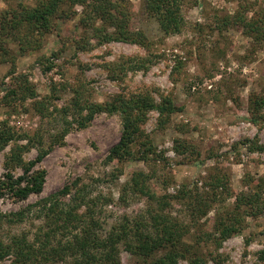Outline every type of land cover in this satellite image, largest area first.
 <instances>
[{"label":"rangeland","instance_id":"obj_1","mask_svg":"<svg viewBox=\"0 0 264 264\" xmlns=\"http://www.w3.org/2000/svg\"><path fill=\"white\" fill-rule=\"evenodd\" d=\"M17 1L0 0V12ZM128 1L134 13L132 28L146 33L144 45L117 41L97 44L93 40L92 47L75 53L72 41L81 37L78 26L81 7L76 5L72 8L76 14L59 20L57 28L43 37L38 48L19 54L17 45L6 39L4 46L9 55L0 50V95L13 86L14 74H24L36 92V99L51 95V86L55 84L57 91L52 102L58 107L68 104L72 97L69 84L81 82L86 84L89 99L99 102L116 94L139 91L148 92L156 103L168 97L177 108L169 121L160 128L159 113L151 110L141 124L153 141L154 153L146 161H107L110 148L120 138L121 122L117 114H96L86 126L72 127L65 143L54 145L41 160L39 166L46 171L43 191L23 202L0 199V212L16 211L78 177L93 192L111 198L105 212L108 224H112L120 215H134L148 206L144 198L122 190L137 170L149 174L150 187L157 194L175 195L184 187L197 188L205 195L210 178H226L230 194L227 197L225 194L221 203H214L200 219L201 226L192 228L190 234H196L200 227L202 232H211L218 212L232 207L235 195L241 191L254 192L261 186L264 198V104L256 114H251L249 108L251 95L264 99V41L257 43L241 28L230 23L224 25L222 21L243 5L253 7L247 12L248 17L252 16L253 10L264 7L263 0H197L195 5L184 9L183 30L172 35L162 34L156 23L145 17L143 0ZM59 49L57 65L49 71L42 70L38 57ZM141 60L147 61L145 68L130 67L141 64ZM12 67L15 73L8 75ZM32 101L28 98L17 103L8 118L9 124L30 134L39 120L32 110ZM6 115V108L0 107V120ZM254 144L262 149L249 150ZM139 147L136 145L134 149ZM9 152L10 145L0 151V175L5 171ZM36 153V148H31L22 157L32 159ZM19 172L16 167L14 173ZM171 201L172 214L185 217L181 201L176 198ZM28 223V220L6 223L0 228V238L19 232ZM263 246L264 215L256 219L248 217L242 231L224 240L219 248L214 250L207 245L220 263L208 258L206 264H255ZM205 247L204 252L208 250ZM120 264L136 262L123 251ZM176 264L189 263L179 259Z\"/></svg>","mask_w":264,"mask_h":264},{"label":"trees","instance_id":"obj_2","mask_svg":"<svg viewBox=\"0 0 264 264\" xmlns=\"http://www.w3.org/2000/svg\"><path fill=\"white\" fill-rule=\"evenodd\" d=\"M196 1L143 0L142 13L156 23L162 34H177L186 24L185 7L195 5ZM76 5L81 7L78 13L81 37L72 41L75 53L92 47L93 40L97 44L117 41L144 45L146 33L132 28L134 13L128 0H31V3L19 0L0 12V50L3 55H9L4 46L6 39L17 45L19 54L40 47L43 37L57 28L59 20H67L76 14L72 9ZM252 8L243 5L222 21L224 25L230 23L241 28L246 36L262 43L264 7L253 10V15L248 17L247 12ZM60 52L59 49L50 55L39 56L37 60L42 70L53 69ZM145 62L141 60V64L130 67L145 68ZM14 73L12 67L8 75ZM13 79V86L0 95V107L6 108L7 113V117L0 120V151L10 145L4 162L5 171L0 175V199L14 203L43 191L46 171L39 163L54 145L65 143V136L72 127L86 126L99 113L117 114L121 122L120 138L110 148L106 160L146 161L154 153L152 139L141 128L147 113L157 110L158 124L162 128L177 109L170 98L156 103L148 92L142 91L94 101L89 99L84 82L69 84L72 97L68 104L58 107L52 102L57 91L55 84L51 86V95L36 99V92L26 75L14 74ZM62 87L64 89V82ZM250 97V112L256 114L264 99L256 95ZM28 98L33 99L31 107L39 117L37 128L31 134L12 126L8 119L17 103ZM22 140L25 143H19ZM136 145L140 147L134 149ZM31 148L37 150L35 157L24 160L22 153ZM248 149L262 147L254 144ZM16 167L20 171L17 174L14 173ZM210 179L205 195L197 188L184 187L175 195L157 194L150 187L149 174L137 170L122 190L144 198L148 206L134 215H120L108 224L105 207L111 198L93 192L89 184L80 182L77 177L16 211L0 212V228L6 223L29 221L26 228L0 238V264H120L123 251L134 257L136 264H176L179 259H185L189 264H206L208 258L220 263L214 250L224 240L242 231L248 217L256 219L264 215V198H261V186L254 192L241 191L235 195L232 207L218 212L211 232H202L200 227L196 234H190L192 228L201 226L200 219L208 214L212 205L221 203L222 197L230 194L224 176ZM173 198L181 201L185 217L172 214ZM208 244L214 250L209 249ZM203 245L208 249L206 252L202 250ZM257 261L255 264H264V246L257 253Z\"/></svg>","mask_w":264,"mask_h":264}]
</instances>
